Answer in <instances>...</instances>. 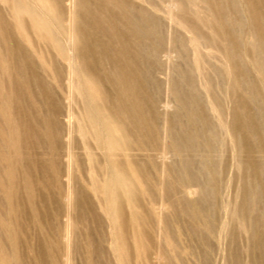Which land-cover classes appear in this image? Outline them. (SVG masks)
Returning a JSON list of instances; mask_svg holds the SVG:
<instances>
[{
  "label": "rangeland",
  "instance_id": "rangeland-1",
  "mask_svg": "<svg viewBox=\"0 0 264 264\" xmlns=\"http://www.w3.org/2000/svg\"><path fill=\"white\" fill-rule=\"evenodd\" d=\"M0 264H264V0H0Z\"/></svg>",
  "mask_w": 264,
  "mask_h": 264
}]
</instances>
